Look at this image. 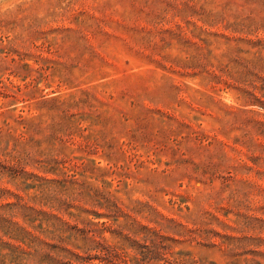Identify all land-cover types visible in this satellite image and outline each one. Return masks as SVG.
Segmentation results:
<instances>
[{
  "label": "rangeland",
  "instance_id": "1",
  "mask_svg": "<svg viewBox=\"0 0 264 264\" xmlns=\"http://www.w3.org/2000/svg\"><path fill=\"white\" fill-rule=\"evenodd\" d=\"M247 29L251 35L238 33ZM222 34L264 38V4L0 0V125L5 118L10 125L0 153L14 150L34 173L44 162L84 161L75 180L47 185L42 197L53 206L47 211L70 224L71 213L92 219L95 189L110 191L131 216L120 213L114 229L103 230L110 242H125L120 232H128L131 218H153L150 224L162 222L183 241L176 249L225 264L226 256L191 236L213 228L264 238V115L247 109L264 110L244 107L235 88L209 75L210 64L230 61L235 69L228 48L236 41ZM51 97L73 104L65 112L41 102ZM18 114L33 121L23 137L13 121ZM33 193L9 176L0 180V264L17 257L7 242L18 231L14 222H23L4 204ZM49 244L26 247L34 253L30 264H49L42 252L57 249Z\"/></svg>",
  "mask_w": 264,
  "mask_h": 264
},
{
  "label": "trees",
  "instance_id": "2",
  "mask_svg": "<svg viewBox=\"0 0 264 264\" xmlns=\"http://www.w3.org/2000/svg\"><path fill=\"white\" fill-rule=\"evenodd\" d=\"M251 1L264 4V0ZM239 31L238 33L246 35L252 34L250 29ZM222 36L227 40L236 41L234 46L231 45L228 48L235 69L228 67L230 61L223 66L210 64L212 69L209 75L227 87L235 88L245 103L244 107L255 106L264 110V38L256 35L254 37H229L222 34ZM240 42L245 43L247 48L240 47L238 44ZM204 65L209 66L207 60ZM26 66L28 65L26 64ZM41 102H54L55 106L65 112L69 110L64 108L73 104L57 97L43 99ZM247 111L264 115L251 109H247ZM13 121L23 129L19 133L20 137H23L33 127L31 118H26L23 114L15 115ZM259 124L264 129V121H260ZM5 126L10 128L6 118L0 125V140ZM13 153L16 154L14 150L5 151L4 154L0 153V180H5L6 176H9V181L12 180L15 186L34 189V193L31 195L14 194L16 200L4 204L12 208L13 215H19L23 220L21 224L14 222L18 231L11 237L13 242H7L9 247L16 251L17 257L13 260V264H30L34 253L28 252L26 247L31 248L36 244L48 246L51 245L49 241H53V246L57 248L54 253L49 250L42 252V255L47 257L49 264L60 259L65 264H97L92 262L94 259L100 264H217L214 261H207L204 257L195 256L187 248L176 249V245L183 241L164 232L165 226L162 222L155 220V224H150L153 218H149L148 223H142L135 217L131 218L133 224L126 228L128 232H120L125 242H110L102 234L103 230L114 229L115 221L120 213H125L120 201L113 197L110 191L94 190L91 204L97 209L91 213L93 220L71 213L69 215L73 218V223L70 224L61 216H57L58 214L51 212L53 206L42 197L47 185L60 180H75V176L79 173L78 167L84 166V161L77 163L76 156H71L69 161L72 166L62 164L61 167L58 166L60 162L57 160L44 162L43 165L35 168L38 173H34V171L25 170L24 160L18 154L13 156ZM48 173L58 175V177H49ZM39 198L43 201L41 202ZM142 204L149 206L147 203ZM44 207L50 208L51 211H47ZM100 209H102L101 212ZM125 214L131 217L129 214ZM159 214L174 226L182 225L172 218L168 219L161 213ZM54 218L58 220L59 225L51 220ZM95 219L97 220L94 221ZM99 219L102 220L99 221ZM64 225H67L68 229H73V232L66 234L67 230H64ZM223 225L225 228H230L228 224ZM194 233L196 234H193L191 239L200 238L202 242L199 241V244L209 249H215L226 256L228 260L225 264H264V238L260 236H247V234L237 236L226 230L221 232L213 228L205 233L202 230ZM72 239L75 241H71ZM76 240L85 243L91 242V246H75ZM73 247L81 249V252L76 251Z\"/></svg>",
  "mask_w": 264,
  "mask_h": 264
}]
</instances>
